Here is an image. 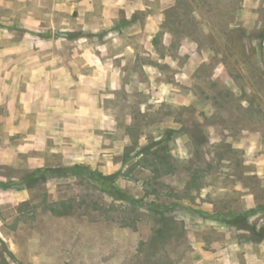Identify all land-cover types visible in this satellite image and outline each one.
Returning <instances> with one entry per match:
<instances>
[{"label":"rangeland","instance_id":"1","mask_svg":"<svg viewBox=\"0 0 264 264\" xmlns=\"http://www.w3.org/2000/svg\"><path fill=\"white\" fill-rule=\"evenodd\" d=\"M130 22L88 33L74 13L40 36L42 58L92 74L88 54L113 79L86 130L0 170V264H193L197 245L251 235L210 221L264 218L239 212L244 194L264 211V0H155Z\"/></svg>","mask_w":264,"mask_h":264},{"label":"crops","instance_id":"2","mask_svg":"<svg viewBox=\"0 0 264 264\" xmlns=\"http://www.w3.org/2000/svg\"><path fill=\"white\" fill-rule=\"evenodd\" d=\"M12 1L0 0V7L10 13L9 17L4 14L0 17V170L20 165V154L29 156L30 161H40L43 147L57 149L60 139L68 142L74 138L75 128L86 130L88 113L82 106L86 101L91 107L96 105L100 88L106 89L108 80L113 79L106 75V62L97 57L89 58L88 54H84V62L85 67L93 68L92 74L75 75L74 70H70L74 66L71 59L52 55L42 58L44 44L40 36L57 25L56 21L73 18L74 13L81 30L88 33L101 34L121 18L127 19L130 25L131 18L136 13H146L155 0H49L47 11L43 10V0H17L18 6ZM31 1L33 11L27 7ZM14 13L19 16L15 18ZM163 18L164 13L158 15V28ZM47 19H50V26L44 25ZM13 31H23L20 41H11ZM98 112L94 106L91 115L96 116ZM51 153L55 157L58 155L55 151ZM3 192L0 190V196ZM6 193L16 197L10 202L12 204L26 200L25 194L18 191L7 190ZM241 205L240 213L249 212L252 217L264 214L250 194L242 196ZM237 214L228 215L220 223L218 220L210 223L216 225L215 229L225 231L229 226H238L230 224ZM244 223L255 232L264 229V218L258 221L246 218ZM3 226L0 218V230ZM239 232L250 233L241 229ZM204 244L195 248L193 264H264V237L251 233L240 241L226 234L222 239Z\"/></svg>","mask_w":264,"mask_h":264},{"label":"trees","instance_id":"3","mask_svg":"<svg viewBox=\"0 0 264 264\" xmlns=\"http://www.w3.org/2000/svg\"><path fill=\"white\" fill-rule=\"evenodd\" d=\"M57 176V174H54ZM34 180V179H33ZM105 180H110L109 184L112 186V179L111 178H105ZM107 195L114 199V200H119L121 199V196H118L117 192H115V189L114 188H111L109 189V191L107 192ZM245 221V218L244 217H241V216H236L235 217V220H233L232 222H230V224H233V225H238L236 227H238L239 229L241 230H248L250 231V233H252V235L256 236V237H264V229H261L259 232H255L254 230H251L250 228H248V226L244 223Z\"/></svg>","mask_w":264,"mask_h":264},{"label":"water","instance_id":"4","mask_svg":"<svg viewBox=\"0 0 264 264\" xmlns=\"http://www.w3.org/2000/svg\"><path fill=\"white\" fill-rule=\"evenodd\" d=\"M59 34L58 33H55L54 34V38H58Z\"/></svg>","mask_w":264,"mask_h":264}]
</instances>
